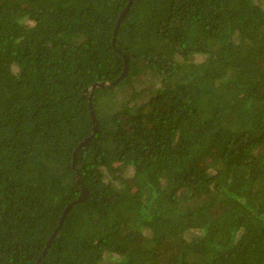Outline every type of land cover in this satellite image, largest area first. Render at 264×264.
<instances>
[{"label":"trees","instance_id":"1","mask_svg":"<svg viewBox=\"0 0 264 264\" xmlns=\"http://www.w3.org/2000/svg\"><path fill=\"white\" fill-rule=\"evenodd\" d=\"M128 4L0 0V264H264V0Z\"/></svg>","mask_w":264,"mask_h":264},{"label":"water","instance_id":"2","mask_svg":"<svg viewBox=\"0 0 264 264\" xmlns=\"http://www.w3.org/2000/svg\"><path fill=\"white\" fill-rule=\"evenodd\" d=\"M132 1H133V0H129V4H128V6H127V7L123 10V12L120 14V16H119V18H118V20H117V22H116V24H115V29H114V32H113V39H112V46H113L114 48H116V45H115V44H116L115 36H116V33H117V29H118V27H119V24H120L122 18H123L124 15L127 13V10H128V8H129V6L132 4ZM123 56H124L123 72L121 73V75L119 76V78H118L114 83H106V82H99V83H96V84L92 85V86L89 88L90 91L93 90V89H95V88H101V89H102V88H111L113 85L117 84L120 80L124 79V78L127 76V73H128V57H127L126 55H123ZM87 100H88V109H89V112H90V118H91V121H92V124H93V127H94V133H95L96 130H97L96 117H95V113H94L93 107H92L91 102H90V97H88ZM89 139H90V137L86 138L85 140H83V141H82V142L76 147V150H75L74 155H73L74 159L76 158V156H77L78 152L80 151V149H81V148H82V147H83V146L89 141ZM73 166H74V168H75V162H73ZM75 170H76V168H75ZM76 173H77V170H76ZM76 177H77L78 182L81 183V182H80V177H79L78 173H77ZM86 195H87V191H86L85 187H83V188H82V191H81V194H80L79 198L77 199V201H76L75 203L84 200V199L86 198ZM72 204H73V203H72ZM72 204L68 205L67 208L64 210V213L62 214V216H61V218H60V222H59V225H58V227H57V230L61 227V225H62V223H63V221H64V218H65V216H66V214H67L69 208L72 206ZM49 243H50V242H48V244H47V248H48V246H49ZM47 248H46V249H47ZM45 251H46V250H44L43 254L45 253ZM37 264H41V260H40V259L38 260V263H37Z\"/></svg>","mask_w":264,"mask_h":264}]
</instances>
